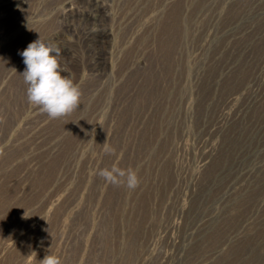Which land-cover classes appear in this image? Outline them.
Listing matches in <instances>:
<instances>
[{
    "label": "rangeland",
    "instance_id": "374dc122",
    "mask_svg": "<svg viewBox=\"0 0 264 264\" xmlns=\"http://www.w3.org/2000/svg\"><path fill=\"white\" fill-rule=\"evenodd\" d=\"M39 36L82 92L56 119L21 75ZM48 254L264 264V0H0V264Z\"/></svg>",
    "mask_w": 264,
    "mask_h": 264
},
{
    "label": "clouds",
    "instance_id": "9594fccd",
    "mask_svg": "<svg viewBox=\"0 0 264 264\" xmlns=\"http://www.w3.org/2000/svg\"><path fill=\"white\" fill-rule=\"evenodd\" d=\"M19 54L26 65L21 75L27 85L28 103L39 107L51 119L71 114L77 109L82 92L72 78L62 74L64 69L60 64L58 48L39 36ZM104 151L106 154L114 153L109 146H105ZM98 175L115 186L135 189L139 185L138 174L132 168L122 169L113 165L99 170ZM39 264H61V260L48 254Z\"/></svg>",
    "mask_w": 264,
    "mask_h": 264
}]
</instances>
